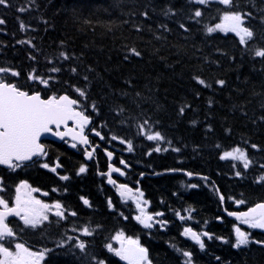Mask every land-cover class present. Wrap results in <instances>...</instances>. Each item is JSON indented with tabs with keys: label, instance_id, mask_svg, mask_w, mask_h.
Masks as SVG:
<instances>
[{
	"label": "trees",
	"instance_id": "obj_1",
	"mask_svg": "<svg viewBox=\"0 0 264 264\" xmlns=\"http://www.w3.org/2000/svg\"><path fill=\"white\" fill-rule=\"evenodd\" d=\"M225 11L251 13L246 26L254 38L247 44L233 33L207 32ZM0 19V67L19 72L5 73L6 80L45 99L70 96L105 140L115 136L124 148L131 143L135 182L144 176L139 182L151 213H162L168 225L147 239L130 206L119 202L116 220L105 198L99 224L91 222L101 231L83 239L85 250L74 235L58 246L59 229L69 233L73 224L56 229L54 244L41 237L45 264H124L106 247L120 232L140 237L155 264H185V251L191 264H264V243H255L264 242V232L254 231L248 247L238 249L235 223H217L221 197L230 209L264 203V58L255 55L264 49V0H233L230 8L193 0H7ZM33 72L48 85L29 79ZM155 132L164 137L159 146L147 139ZM237 147L251 161L248 168L221 159ZM63 153L65 167L71 153ZM90 179L87 197L96 205ZM181 216L212 237L204 239V250L182 238Z\"/></svg>",
	"mask_w": 264,
	"mask_h": 264
},
{
	"label": "snow or ice",
	"instance_id": "obj_2",
	"mask_svg": "<svg viewBox=\"0 0 264 264\" xmlns=\"http://www.w3.org/2000/svg\"><path fill=\"white\" fill-rule=\"evenodd\" d=\"M198 4H206L208 0H195ZM220 4L226 7H232L233 0H218ZM7 0H0V5H6ZM20 11H25V9H20ZM147 16V13H144ZM194 15L200 17L202 12L197 10ZM251 13H240L233 11H225L221 17V22L213 27H208V33L223 32L234 33L239 37V42L241 44H247L250 40L254 38L253 31L246 26V19ZM5 21L0 19V24H4ZM23 28V24L21 25ZM183 28L184 25H181ZM24 43V41H21ZM130 54L139 57L141 53L136 48H131ZM65 59L68 56L61 53ZM257 57L264 58V49H258L255 51ZM126 59L128 57H125ZM53 72L60 71L59 68L51 69ZM75 71V69H73ZM10 73L12 76H19V72H15L10 68L0 67V165H6L8 168L15 170L16 168L24 165V162L31 161L33 157L46 155L44 145L40 141V137L44 133L52 131V126L59 129L61 125L67 128V123L73 120L78 125L79 131H73L68 129L64 133L57 132L61 138L65 135H71L74 140H79L81 144H88V138L84 135L85 126L90 122V118L84 114L82 111H77L76 107L78 101L69 98L67 95L63 96H50L47 99L41 97L39 92L29 94L27 91H23L16 86L14 83H8L3 78L2 74ZM29 79L38 80L41 84L47 86L48 80L41 76L35 74V72L29 75ZM85 79H87L85 77ZM201 85L209 87L204 80H198ZM218 83L223 86L225 83L223 80L218 81ZM80 96H85L86 93L80 89H77ZM93 107H95L93 105ZM183 112V109H181ZM143 128V125H141ZM97 136L100 135L99 132L96 133ZM103 139V137H101ZM112 139H117L113 136ZM147 139L151 141H162L164 137L159 133L147 135ZM123 142V141H122ZM75 147V145H73ZM253 147H256L253 145ZM129 151L132 150L131 143L128 144ZM161 149L157 147L155 151L159 152ZM166 150V149H165ZM179 151V149H175ZM95 149L93 148V152ZM111 153L108 156L111 157ZM88 157H92V152H88ZM221 159H231L243 161L244 168H248L251 161L248 159L245 151L239 147L234 148L231 151H227L223 154ZM60 165L57 164L56 167ZM44 168H48L47 163L43 164ZM51 171L55 172L56 168H51ZM112 171H119V169H112ZM86 172L85 167L79 169V173ZM189 175H191L189 173ZM237 175H240L238 172ZM110 176V173H109ZM62 180H68V176H62ZM264 180V177H261ZM109 183L114 184L115 181L109 179ZM195 187V185H192ZM38 191V189H33L25 181L22 182L16 188V196L14 206H9V202L3 197H0V264H41L44 259L45 251H32L24 243L16 242L14 243V250L11 247L5 246V241H9V238H15L16 232L12 227L9 226V217H18L25 226L36 228L43 224L45 221L49 220V213H53L56 217L61 219H66L65 212L67 211L64 205L60 202H55L53 204L45 203L39 199L32 196V192ZM131 192L125 185H120V195L126 196ZM47 195V193H45ZM143 195L142 193L140 194ZM223 199V197H221ZM84 205L92 207L90 201L84 197H81ZM146 203V202H145ZM240 203H243L241 201ZM111 206V202H109ZM136 206L139 208L140 214L135 217V219L141 223L145 228L153 227L154 217L145 212L144 207L141 206L139 199L136 201ZM72 216H76L77 213L72 211L69 213ZM179 215V213H177ZM157 216L162 215V213H156ZM229 215H234L243 224H247L252 228L264 229V204H259L256 207L250 209L248 212L244 213H229ZM184 219L183 216L180 217ZM166 223V222H164ZM76 231V229H73ZM85 236H92L94 230L88 226H84L79 229ZM184 236L191 237L192 240L196 241L200 248H204V242L201 239V234L193 231L191 228H186L183 232ZM203 236L212 239V237L207 233H203ZM69 240L72 237H68ZM76 239H79L78 237ZM120 243L119 248H113L111 244L106 245L109 252H113L116 256L120 257L122 260L128 262V264H152L151 260L148 258V249L141 246L139 240L127 239L125 242V237L123 232L118 233L115 237ZM227 242V241H225ZM250 242L249 234L242 231L239 227L235 228V248H241L242 246H247ZM255 243H264L262 241H255ZM63 242L60 245L62 246ZM76 247L81 251L85 250L87 245L85 242L80 241ZM174 247V246H173ZM188 260L185 264H191L190 252H183ZM219 259V258H217ZM98 264H105L103 260H100Z\"/></svg>",
	"mask_w": 264,
	"mask_h": 264
},
{
	"label": "flooded vegetation",
	"instance_id": "obj_3",
	"mask_svg": "<svg viewBox=\"0 0 264 264\" xmlns=\"http://www.w3.org/2000/svg\"><path fill=\"white\" fill-rule=\"evenodd\" d=\"M90 143H91V151L93 152V148L95 151L92 153V161L91 162H85L86 164H81L85 161L84 159V153L85 150H83L80 147H73V144H68L65 147H62L61 149L71 153V157L73 158V155L76 156L74 161L72 162V158L69 156V159L67 158L65 160V167L64 168H57L54 164V156L56 153L55 147L52 146L50 143H45L47 147H49L51 150H48L47 154L35 162H32L30 164H24L19 168H16L15 170L19 172L18 179L19 181L16 182V185H14L11 189V197L9 199H5L9 202V206H14L15 202V196H16V188L22 183L27 182L31 188L38 189V191L32 192V196L36 199H39L45 203L53 204L55 202H60L64 205L65 209L67 210L65 212L66 219H61L56 217L53 213H49V220L45 221L43 224L39 225L36 228H32V230L35 231L38 238L43 235H48L49 237L53 238L56 227H63L65 226V223H71V222H79L82 221V225L74 231L75 234H82L79 229H82L84 226H88L91 229L94 230V234H97L101 229L95 228V225H98L99 222H95L97 220V216H103L102 212V202L104 199L109 203L110 196H111V206L113 216L116 217L117 220V208L120 201L129 203V205H133L134 203L131 201H134L133 199H125L120 198L118 194V186L122 183H120L121 180H125L126 174L129 172L128 166H126L125 163V154L124 152H121L116 146H112V151L110 152L113 155L112 163L115 169H119V171H114L112 174V179L115 181V183L111 186H109V157H107L104 153L105 149L102 148L104 146L103 139L100 138V136H97L95 134H91ZM59 150V148H56ZM55 154H54V152ZM99 154V155H98ZM98 159L100 161L98 162ZM93 162H96V165H92ZM47 163L49 165L48 168H44L43 164ZM86 168V172L79 173V169L81 167ZM55 167L56 171H51V168ZM60 167V166H59ZM104 167V168H101ZM123 172V176H120ZM42 174L49 177V179L44 182L43 178H45ZM62 176H68V180H62ZM90 176L91 179L89 183H91V186H93L92 192H90L92 195H96L98 204H94L93 200H91L87 193V177ZM11 185L10 181L7 180H1L0 179V192H3L7 189V186ZM107 187V195L104 194V188ZM47 193V195H45ZM81 197H84L88 199L92 205V207H88L87 205L83 204V201L81 200ZM108 206V205H107ZM223 213L224 211H227L225 207H222ZM76 212V216H72L69 213L70 212ZM112 216V217H113ZM153 226L159 227L158 223V216L153 215ZM225 217V216H224ZM223 217L221 221H219V224H227L226 219ZM95 222V225H93L91 222ZM9 226L12 228H21V227H27L23 224V221L20 219H9L8 220ZM230 225V224H229ZM228 225V226H229ZM66 227V226H65ZM226 230V229H224ZM60 231V229H59Z\"/></svg>",
	"mask_w": 264,
	"mask_h": 264
},
{
	"label": "water",
	"instance_id": "obj_4",
	"mask_svg": "<svg viewBox=\"0 0 264 264\" xmlns=\"http://www.w3.org/2000/svg\"><path fill=\"white\" fill-rule=\"evenodd\" d=\"M69 98H70V97H69ZM75 107H76V106H75ZM76 110L79 111L78 109H76ZM90 125H91V120H90V122L85 126V128H89ZM68 129H72L73 131H79V128H78V125L76 124V122L73 121V120H70V121H68V123H67V128H65L63 125H61V127H60L59 129H56L55 126H52V131H51V132H48V133H44V134H42L41 137H40V141H39V142L41 143L42 141L46 140V141H51V142L61 143V142L65 141V140H68V141H70V142H74V143H76V144H78V145H80V146H82V147H89L88 144H81V143L79 142L78 139H77V140H74V139L72 138L71 135H65V136H63V138H61L59 135H56L57 132L64 133V132H66ZM36 157H38V156H36ZM34 158H35V157H33V159H34ZM33 159H32V160H33ZM27 162H30V161H27ZM24 163H26V162H24ZM0 167H3V168L8 169V166H6V165H0ZM110 168H111V170H112V167H110ZM138 192H139V191H138ZM261 204H264V203H261ZM257 205H259V204H257ZM257 205H255V206H253V207L247 209L246 211L240 212V213L248 212L250 209L256 207ZM240 213H237V214H240ZM229 218H230V219H233V220H235V221H237V222L240 221V220H238V219L236 218V216H234V215H229Z\"/></svg>",
	"mask_w": 264,
	"mask_h": 264
},
{
	"label": "rangeland",
	"instance_id": "obj_5",
	"mask_svg": "<svg viewBox=\"0 0 264 264\" xmlns=\"http://www.w3.org/2000/svg\"><path fill=\"white\" fill-rule=\"evenodd\" d=\"M195 1V0H194ZM210 1H218V0H208V2H210ZM3 75V74H2ZM151 141V140H150ZM154 142H156L157 144H158V146L159 145H161V143H162V141H154ZM229 160H231V159H229ZM232 161H234V162H240L241 164H243V161H238V160H232ZM120 176H123V172H121V174H119ZM137 199H139L140 200V202H141V206L142 207H144L145 209L147 208V202L144 200V198L142 197V196H138V197H135L134 198V201H131V202H135L136 203V201H137ZM146 202V203H145ZM146 213H147V211H145ZM140 214V213H139ZM138 214V215H139ZM182 221V220H181ZM141 224V223H140ZM236 227H239L242 231H244V232H246V233H248L249 234V239H251L252 240V237H250V235H251V233H252V231H260L261 229L260 228H252V227H250L249 225H247V224H243V223H241L240 225H238V226H236ZM264 230V229H263ZM125 237V242L127 241V237L126 236H124ZM187 237V236H186ZM188 238V237H187ZM250 240V241H251ZM250 244V243H249ZM248 244V245H249ZM111 245L113 246V248H119L120 246V243L117 241V240H115L114 238L112 239V242H111ZM247 245V246H248ZM247 246H242L241 248H245V247H247ZM14 250V249H13ZM41 264H42V261H41Z\"/></svg>",
	"mask_w": 264,
	"mask_h": 264
}]
</instances>
